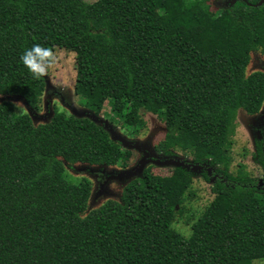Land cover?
I'll return each instance as SVG.
<instances>
[{
    "label": "trees",
    "instance_id": "trees-1",
    "mask_svg": "<svg viewBox=\"0 0 264 264\" xmlns=\"http://www.w3.org/2000/svg\"><path fill=\"white\" fill-rule=\"evenodd\" d=\"M235 0H0V96L39 109L46 82L20 57L33 46L75 55L74 95L95 115L108 103L131 133L156 116L159 154L180 152L203 172L213 199L195 217L193 173L145 168L119 200L88 210L91 181L73 183L66 165L127 168L133 152L91 119L53 107L34 124L0 102V264H254L264 260V142L255 162L262 180L232 163L239 110L257 114L264 73L247 74L264 55V2ZM183 221L190 234L173 228Z\"/></svg>",
    "mask_w": 264,
    "mask_h": 264
},
{
    "label": "rangeland",
    "instance_id": "rangeland-1",
    "mask_svg": "<svg viewBox=\"0 0 264 264\" xmlns=\"http://www.w3.org/2000/svg\"><path fill=\"white\" fill-rule=\"evenodd\" d=\"M84 1L92 3L96 0ZM233 2L234 0H211V6L213 10L220 11ZM49 52L50 56L41 62L45 69L42 75L45 78L46 86L41 96L39 109L32 112L20 97L0 96V102L13 103L17 109L16 112L18 114L28 113L34 124L47 122L52 115L53 107L76 117L91 119L97 125L102 126L113 140L121 144L122 148L133 152V157L127 168L82 164L66 165L65 175L71 182L77 183L82 178L91 181L92 193L88 201V210L99 207L107 200H119L123 186L130 180L139 177L145 168H150L154 175H164L176 166L177 160L192 167L191 159L180 152L172 157L157 152L156 145L163 140L166 129L163 122L153 114L144 110L140 111L141 117L145 121V127L134 134L122 126L118 114L108 103L104 104L99 115L81 107L74 95L75 55L61 48H53ZM253 71L264 73V55L260 52L251 54L247 74ZM261 138L264 139V103L256 115H248L239 110L235 121V133L232 136V163L229 168L231 174H235L239 164H242L252 177L261 178V170L252 158L254 142ZM188 170L194 175L192 185L194 195L185 203L184 216L189 213L197 217L213 199L211 187L217 175L214 174L210 181L206 182L202 177L203 172L211 175L213 169L204 165L197 170L191 168ZM173 228L185 236L190 234L189 227L184 225L182 220L174 224ZM254 264H264V260H257Z\"/></svg>",
    "mask_w": 264,
    "mask_h": 264
},
{
    "label": "clouds",
    "instance_id": "clouds-1",
    "mask_svg": "<svg viewBox=\"0 0 264 264\" xmlns=\"http://www.w3.org/2000/svg\"><path fill=\"white\" fill-rule=\"evenodd\" d=\"M49 56V51L43 50L40 46L36 45L33 46L31 50H27L24 54H22L20 59L24 66L38 78L39 75H42L45 71L41 62Z\"/></svg>",
    "mask_w": 264,
    "mask_h": 264
},
{
    "label": "water",
    "instance_id": "water-1",
    "mask_svg": "<svg viewBox=\"0 0 264 264\" xmlns=\"http://www.w3.org/2000/svg\"><path fill=\"white\" fill-rule=\"evenodd\" d=\"M264 2V0H261L258 4H256L255 6H261L262 5V3ZM85 109V108H84ZM112 139V138H111ZM176 163V166H181V167H185L186 169H189V168H191L192 170H197V169H199V168H201V166H199V165H195V164H192V167H190V165H185L183 162H180L179 160H177V162H175ZM261 182V181H260Z\"/></svg>",
    "mask_w": 264,
    "mask_h": 264
},
{
    "label": "flooded vegetation",
    "instance_id": "flooded-vegetation-1",
    "mask_svg": "<svg viewBox=\"0 0 264 264\" xmlns=\"http://www.w3.org/2000/svg\"><path fill=\"white\" fill-rule=\"evenodd\" d=\"M234 2H235V0H234ZM233 2V3H234ZM232 3V4H233ZM231 4V5H232ZM256 115V114H255ZM258 142H264V139H257L255 142H254V153L253 154H256V152H257V146H256V143H258ZM252 158H253V156H252ZM253 161L255 162V160L253 159ZM256 163V162H255ZM257 164V163H256ZM258 165V164H257ZM258 167L260 168V170H261V178H259V180H262V175H263V170H262V167L261 166H259L258 165ZM205 173V172H204ZM258 179V178H257ZM259 186H264V183H263V181H261V182H259Z\"/></svg>",
    "mask_w": 264,
    "mask_h": 264
}]
</instances>
